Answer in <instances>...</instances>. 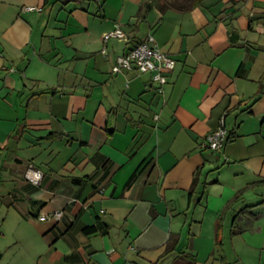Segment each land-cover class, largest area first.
I'll use <instances>...</instances> for the list:
<instances>
[{
	"label": "crops",
	"instance_id": "obj_1",
	"mask_svg": "<svg viewBox=\"0 0 264 264\" xmlns=\"http://www.w3.org/2000/svg\"><path fill=\"white\" fill-rule=\"evenodd\" d=\"M44 1L0 0V264H264V0ZM148 34L162 94L111 71Z\"/></svg>",
	"mask_w": 264,
	"mask_h": 264
},
{
	"label": "built area",
	"instance_id": "obj_2",
	"mask_svg": "<svg viewBox=\"0 0 264 264\" xmlns=\"http://www.w3.org/2000/svg\"><path fill=\"white\" fill-rule=\"evenodd\" d=\"M25 11H41V7L25 5ZM103 42L110 39L126 40V35L119 24H114L113 28L105 32L102 36ZM106 54L105 48L101 50ZM176 60L167 53L162 52L154 37L148 34L145 39L134 46L127 48L121 55L117 56L111 67L113 73L136 71L139 74L148 73L153 82L156 83V92L162 94L164 86L167 84L168 75L174 70ZM157 118V117H155ZM230 138V131L225 126L224 116L219 119L217 127L205 136L203 146L211 151H221ZM26 177L37 183L41 178L39 170L28 168ZM63 215L61 210H56L51 214L38 216L39 220H60Z\"/></svg>",
	"mask_w": 264,
	"mask_h": 264
},
{
	"label": "trees",
	"instance_id": "obj_3",
	"mask_svg": "<svg viewBox=\"0 0 264 264\" xmlns=\"http://www.w3.org/2000/svg\"><path fill=\"white\" fill-rule=\"evenodd\" d=\"M189 1H190V5H189V7H193V6H195V5H200L201 2H202V0H189ZM44 2L46 3L47 0H45ZM158 2H159V0H151V1H149V2H145V3L143 4V6L141 7V10H140V13H139L140 17H141V18H142V17H145L146 14H147V12L149 11V9H150L153 5H155L156 3L158 4ZM183 7H187V6L180 5L178 8L181 9V8H183ZM230 138H231V135H230ZM230 138H229V139H230ZM195 182H196V181L194 180L192 186L195 185ZM241 192H243V191H240V193H241ZM191 193H192V190H191L188 194L191 195ZM238 196H239V194L236 195V197H238ZM246 208H247V207H244V208H242L240 211H238V213L234 216L233 220L235 221L236 218L239 216L240 213L245 212ZM94 230H95V229H94L93 226H88V227H85V228H84V231H85V232H92V231H94ZM224 264H227V263H224Z\"/></svg>",
	"mask_w": 264,
	"mask_h": 264
},
{
	"label": "rangeland",
	"instance_id": "obj_4",
	"mask_svg": "<svg viewBox=\"0 0 264 264\" xmlns=\"http://www.w3.org/2000/svg\"><path fill=\"white\" fill-rule=\"evenodd\" d=\"M188 1V0H187Z\"/></svg>",
	"mask_w": 264,
	"mask_h": 264
}]
</instances>
